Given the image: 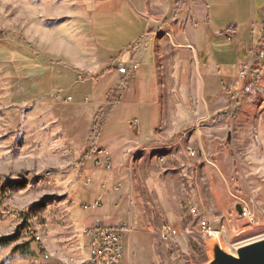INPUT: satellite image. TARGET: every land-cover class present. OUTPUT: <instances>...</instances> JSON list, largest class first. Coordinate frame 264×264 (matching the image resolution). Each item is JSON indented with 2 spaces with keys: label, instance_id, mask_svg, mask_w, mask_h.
I'll return each mask as SVG.
<instances>
[{
  "label": "rangeland",
  "instance_id": "rangeland-1",
  "mask_svg": "<svg viewBox=\"0 0 264 264\" xmlns=\"http://www.w3.org/2000/svg\"><path fill=\"white\" fill-rule=\"evenodd\" d=\"M235 21L234 15L230 23ZM108 23L105 14L93 12L83 0H0V239H11L0 243V264L86 260L82 231L98 223L91 207L99 201L92 203L88 196L91 181L79 169L66 122L81 121L72 126L74 141L94 101L82 82L88 76L73 71L81 67L72 59L91 62L94 45L101 53L117 45L118 57L126 42L128 32L112 30ZM62 73L69 79L59 86L56 78ZM237 82L236 74L229 87ZM226 95L228 106L214 114L194 109L195 93L190 110L164 111L157 146L136 153L129 171L121 173L122 184L111 189L143 216L128 218L126 203L120 209L125 210L123 218L100 219L105 225L132 222L134 264H206L209 239L201 234L202 219L214 231L224 230L218 237L230 253L264 237V70L253 91L236 99L226 88ZM107 98L117 104L95 116L88 132L91 142L96 136L108 143L115 135H133L129 124L138 119L134 109L119 95ZM234 105L231 121L218 118ZM173 114L189 125L171 128ZM95 170L110 172L112 166ZM76 183L79 190H70ZM244 206L254 224L237 211ZM115 210L111 202L107 212ZM165 223L177 233L161 241Z\"/></svg>",
  "mask_w": 264,
  "mask_h": 264
},
{
  "label": "crops",
  "instance_id": "crops-1",
  "mask_svg": "<svg viewBox=\"0 0 264 264\" xmlns=\"http://www.w3.org/2000/svg\"><path fill=\"white\" fill-rule=\"evenodd\" d=\"M83 1L93 12L105 14L110 29L128 33L126 42L119 46L118 57L114 55L118 51L117 45L102 53L94 45L96 51L91 62H85L82 57L72 59L81 67L73 71L88 76L82 82L94 94V101L89 104L92 107H88V117L79 126L78 135L73 136L74 141L71 139L72 126L81 121L66 122L71 128L69 139L77 148L78 168L91 181L88 196L94 198L92 203L99 201L95 202L98 206L94 203L95 207H91L95 211L92 214L94 222L104 224L100 219L110 218V215L123 218L125 210L121 212L120 209L126 203L128 218H143L132 210L128 199L111 189L122 184L119 181L121 173L129 171L130 161L136 153L157 146L153 144L159 139L158 128L165 123L164 111L190 110L192 93L198 95L193 99L194 109L209 115L228 106L226 88L234 82L238 66L245 61L246 52L264 28V0ZM234 15L235 24L230 23ZM119 63L127 68L136 64L137 70L131 76L120 75L115 69ZM68 79L67 73L56 78L59 86ZM108 94L119 95L118 100L136 112L138 119L129 124L133 135H115L108 143H100L101 137L96 136L91 142L88 132L92 130L95 116L117 104L107 98ZM172 117L171 128L187 127L190 123L177 119L175 114ZM86 147L92 149L88 151ZM100 150L109 153L112 171L95 170L93 162ZM79 188L76 183L70 190L78 191ZM111 202L118 209L116 213L107 212ZM129 223L132 224L130 220ZM131 235L132 232L125 238V264H134Z\"/></svg>",
  "mask_w": 264,
  "mask_h": 264
},
{
  "label": "built area",
  "instance_id": "built-area-1",
  "mask_svg": "<svg viewBox=\"0 0 264 264\" xmlns=\"http://www.w3.org/2000/svg\"><path fill=\"white\" fill-rule=\"evenodd\" d=\"M229 39V38H228ZM248 59L238 66L237 83L236 85L228 87L229 92L233 98H239L242 91L251 86H258L261 80L262 72L264 70V28L259 39L247 51ZM116 72L120 75L131 76L136 70L137 65L131 64L129 68L122 64L115 65ZM65 101H70L68 97ZM229 110L226 114H219L220 120L229 118L232 120V111ZM94 167L97 169L111 170V162L109 153L105 150L97 152L94 158ZM89 183V182H88ZM98 206V203H95ZM194 214L195 210H191ZM241 217L250 224L255 223V217L252 215L250 209L244 206L240 210ZM199 228L203 237L210 239L214 234L223 235L224 230L214 231L209 224L204 220H200ZM131 224L121 225H105L96 223L91 227H87L82 231V245L86 253V260L81 264H125V238L131 233ZM176 230L169 224H163L159 238L161 241H168L176 236ZM38 244V249L44 259H48V254L45 253L44 247H41L38 239H35ZM131 255V253H130Z\"/></svg>",
  "mask_w": 264,
  "mask_h": 264
},
{
  "label": "water",
  "instance_id": "water-1",
  "mask_svg": "<svg viewBox=\"0 0 264 264\" xmlns=\"http://www.w3.org/2000/svg\"><path fill=\"white\" fill-rule=\"evenodd\" d=\"M240 213V208L237 207ZM219 234L207 240L209 261L206 264H264V237L240 244L230 253L222 245Z\"/></svg>",
  "mask_w": 264,
  "mask_h": 264
},
{
  "label": "trees",
  "instance_id": "trees-1",
  "mask_svg": "<svg viewBox=\"0 0 264 264\" xmlns=\"http://www.w3.org/2000/svg\"><path fill=\"white\" fill-rule=\"evenodd\" d=\"M91 78H92V77H91ZM93 78L95 79V77H93ZM8 183H9L10 186H16V187H22V186H23L21 183H15V182H7V183H5L4 185H6V184H8ZM9 241H11L10 238H1V239H0V243H1V242H9Z\"/></svg>",
  "mask_w": 264,
  "mask_h": 264
},
{
  "label": "bare ground",
  "instance_id": "bare-ground-1",
  "mask_svg": "<svg viewBox=\"0 0 264 264\" xmlns=\"http://www.w3.org/2000/svg\"><path fill=\"white\" fill-rule=\"evenodd\" d=\"M256 87H257V86H251L250 88L243 90V91H242V94H243V95H244V94H247V93L253 91V89H255ZM234 113H235V112L232 111V115H233Z\"/></svg>",
  "mask_w": 264,
  "mask_h": 264
}]
</instances>
